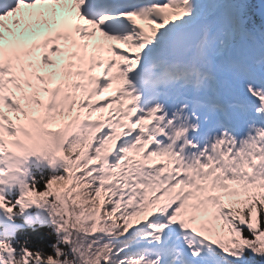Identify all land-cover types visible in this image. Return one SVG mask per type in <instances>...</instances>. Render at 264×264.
<instances>
[{
  "label": "snow or ice",
  "instance_id": "obj_1",
  "mask_svg": "<svg viewBox=\"0 0 264 264\" xmlns=\"http://www.w3.org/2000/svg\"><path fill=\"white\" fill-rule=\"evenodd\" d=\"M237 3L0 2V264H264V29ZM33 208L55 258L12 246Z\"/></svg>",
  "mask_w": 264,
  "mask_h": 264
},
{
  "label": "trees",
  "instance_id": "obj_2",
  "mask_svg": "<svg viewBox=\"0 0 264 264\" xmlns=\"http://www.w3.org/2000/svg\"><path fill=\"white\" fill-rule=\"evenodd\" d=\"M250 11L253 10V4L249 5ZM42 189V188H40ZM63 233H57L55 226L51 225H43L38 226L34 229H27L22 232V240L25 248L34 252L41 253L43 256H52L56 257V248L61 250H65L66 246L62 243ZM82 236V233L79 234ZM98 235H101L100 233ZM127 238L119 240L116 243V248L119 249L125 243H127ZM134 250V249H133ZM64 257L61 256L60 260L63 261ZM67 264H72L71 259L67 261Z\"/></svg>",
  "mask_w": 264,
  "mask_h": 264
},
{
  "label": "rangeland",
  "instance_id": "obj_3",
  "mask_svg": "<svg viewBox=\"0 0 264 264\" xmlns=\"http://www.w3.org/2000/svg\"><path fill=\"white\" fill-rule=\"evenodd\" d=\"M33 212L31 211H26L24 213V217H25V223L28 225H32L33 219H32V214Z\"/></svg>",
  "mask_w": 264,
  "mask_h": 264
},
{
  "label": "water",
  "instance_id": "obj_4",
  "mask_svg": "<svg viewBox=\"0 0 264 264\" xmlns=\"http://www.w3.org/2000/svg\"><path fill=\"white\" fill-rule=\"evenodd\" d=\"M260 15H261L262 18L264 19V10L261 11Z\"/></svg>",
  "mask_w": 264,
  "mask_h": 264
}]
</instances>
